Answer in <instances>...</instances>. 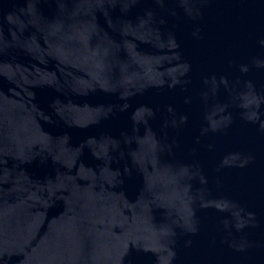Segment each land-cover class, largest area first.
Wrapping results in <instances>:
<instances>
[{
    "label": "water",
    "instance_id": "95a60500",
    "mask_svg": "<svg viewBox=\"0 0 264 264\" xmlns=\"http://www.w3.org/2000/svg\"><path fill=\"white\" fill-rule=\"evenodd\" d=\"M0 264H264V0H0Z\"/></svg>",
    "mask_w": 264,
    "mask_h": 264
}]
</instances>
